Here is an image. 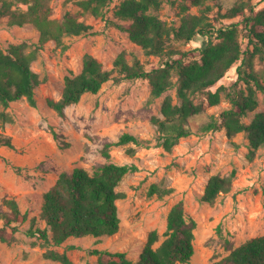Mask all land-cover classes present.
Masks as SVG:
<instances>
[{"label": "rangeland", "instance_id": "374dc122", "mask_svg": "<svg viewBox=\"0 0 264 264\" xmlns=\"http://www.w3.org/2000/svg\"><path fill=\"white\" fill-rule=\"evenodd\" d=\"M121 1L115 0L107 17L117 20L114 11ZM237 1H207L213 6L210 17L216 26L242 20L250 12L247 8L234 18L224 17L227 8ZM183 4L192 13L200 12V7L192 5L190 0H165L159 14L162 19L178 24ZM252 5L262 8L264 0H253ZM52 6L53 18L60 19L70 11L92 24L97 34L66 36L62 44L46 41L33 62V69L44 79L36 89L37 106L30 105L25 98L13 101L8 108L0 106L14 117L12 122L0 119V132L11 135L15 143V147L0 145V209L8 210L4 199L13 197L22 211L29 212L30 218L40 219L44 194L62 171L78 166L93 171L108 161L103 154L105 143L117 141L124 132L148 140L150 145L115 144L110 149L109 160L138 167L117 187L126 196L117 201L121 225L116 234L100 238L70 237L60 246H47L26 233L28 220L11 242L0 238V264H62L44 256L48 248L67 251L75 264H96L97 256L91 253L94 248L126 251L130 257L138 258L150 231L157 229L160 242L164 239L168 213L180 200L187 215L197 221L195 253L185 264H216L246 240L264 234V146L252 152L245 132L230 137L224 128L199 130L202 123L212 116L219 117L231 106L224 91L217 105L209 103L206 93L198 94L196 102L202 103L204 111L190 120L193 133L181 138L171 152L157 145L158 131L152 117L163 116L161 104L167 94L179 101L176 87L159 98H152L148 79L110 80L98 93H87L78 103L69 105L63 115L48 105L49 98L61 96L66 76L81 71L87 54L94 55L109 68L122 51L127 52L130 61L138 57L147 68L159 65L162 60L160 56L146 54L130 39L128 31L85 12L74 1L52 0ZM39 38L35 25L10 26L6 18H0V46L7 48L24 40L37 42ZM207 41L208 37L198 35L178 47L192 51L189 59L200 58L198 48ZM254 69L264 75V59L255 57ZM237 80L236 65L211 90L222 84L229 88ZM258 100V108L244 118L246 122L264 110V91H258ZM129 146L136 147L133 155L127 151ZM233 170L236 176L230 192L221 194L214 203L201 201L213 174L228 175ZM153 184L174 191L162 198L150 195ZM41 224L44 226V222ZM71 245L74 247L70 248Z\"/></svg>", "mask_w": 264, "mask_h": 264}, {"label": "trees", "instance_id": "16d2710c", "mask_svg": "<svg viewBox=\"0 0 264 264\" xmlns=\"http://www.w3.org/2000/svg\"><path fill=\"white\" fill-rule=\"evenodd\" d=\"M67 1H74L94 17L125 29L146 54L160 56L162 60L159 65L147 68L138 57L130 61L127 52L122 51L109 68L94 55L87 54L81 71L66 76L61 96L47 100L52 109L63 115L69 105L78 103L87 93H98L110 80L148 79L152 98H159L176 87L179 101L175 102L173 96L167 94L161 104L163 116L152 117L158 131L157 145L171 152L181 138L193 133L190 120L204 111L202 103L196 102L198 94L206 93L209 103L217 105L224 91L231 106L219 117L212 116L202 123L199 130L209 132L224 128L230 137L245 132L252 152L264 146V110L256 112L250 122L244 120L259 106L258 91H264V75L254 69L255 57L264 59V7L256 9L253 0H238L227 8L224 17L234 18L247 8L250 12L242 20L216 26L210 17L213 6L207 4L208 0H190L192 5L200 7L199 13L190 12L189 6L183 4L178 24L160 16L165 0H122L114 11L116 21L107 17L115 0ZM53 13L52 0H0V18H6L8 25L30 23L40 32L37 42L24 40L11 43L7 48L0 46V106L8 108L13 101L23 98L37 106L36 89L44 79L33 69V62L46 41L62 44L66 36L97 34L92 24L80 20L75 13L67 11L60 19L53 18ZM198 35L208 37V41L198 48L200 58L189 59L192 51L182 50L178 45L188 44ZM236 65L238 80L229 88L222 84L215 91L211 90ZM0 119L14 121L4 109H0ZM130 143L150 145V141L124 132L117 141L105 143L103 154L108 161L93 171L82 166L62 171L44 194L40 219L30 218L29 212L22 211L15 198H5L8 210L0 209V238L11 242L28 220L26 233L41 239L47 246H60L70 237L100 238L116 234L121 225L117 201L126 196L117 187L138 167L109 160L110 149L115 144ZM0 145L15 147L13 137L0 132ZM127 151L133 155L136 147L129 146ZM235 176V170L228 175L213 174L201 201L214 203L221 194L230 192ZM173 191V188L153 184L149 193L162 198ZM196 227L197 221L187 215L184 202L180 200L168 213L164 239L160 242L161 234L157 229L150 231L138 258L120 250L94 248L91 253L97 256L96 264H185L195 253ZM44 256L62 264H75L67 251L48 248ZM216 264H264V234L246 240Z\"/></svg>", "mask_w": 264, "mask_h": 264}]
</instances>
